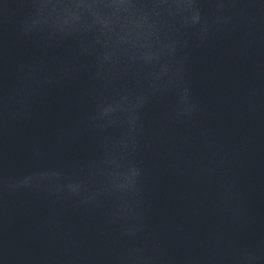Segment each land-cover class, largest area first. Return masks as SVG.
<instances>
[{
    "label": "water",
    "instance_id": "water-1",
    "mask_svg": "<svg viewBox=\"0 0 264 264\" xmlns=\"http://www.w3.org/2000/svg\"><path fill=\"white\" fill-rule=\"evenodd\" d=\"M0 264H264V0H0Z\"/></svg>",
    "mask_w": 264,
    "mask_h": 264
}]
</instances>
